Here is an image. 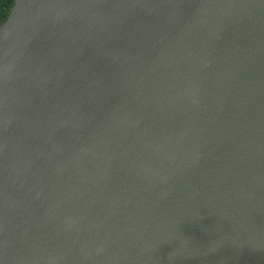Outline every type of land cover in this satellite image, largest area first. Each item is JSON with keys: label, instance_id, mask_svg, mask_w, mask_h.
Segmentation results:
<instances>
[{"label": "water", "instance_id": "1", "mask_svg": "<svg viewBox=\"0 0 264 264\" xmlns=\"http://www.w3.org/2000/svg\"><path fill=\"white\" fill-rule=\"evenodd\" d=\"M0 264H264V0H21Z\"/></svg>", "mask_w": 264, "mask_h": 264}, {"label": "trees", "instance_id": "2", "mask_svg": "<svg viewBox=\"0 0 264 264\" xmlns=\"http://www.w3.org/2000/svg\"><path fill=\"white\" fill-rule=\"evenodd\" d=\"M12 1L13 0H0V20L6 16Z\"/></svg>", "mask_w": 264, "mask_h": 264}, {"label": "bare ground", "instance_id": "3", "mask_svg": "<svg viewBox=\"0 0 264 264\" xmlns=\"http://www.w3.org/2000/svg\"><path fill=\"white\" fill-rule=\"evenodd\" d=\"M21 2V0H15L12 8L10 9L7 17H5L3 20L0 21V27L13 21V18H14V9L16 7V5H18L19 3Z\"/></svg>", "mask_w": 264, "mask_h": 264}]
</instances>
